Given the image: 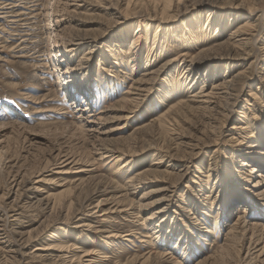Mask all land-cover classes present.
Here are the masks:
<instances>
[{
    "label": "rangeland",
    "instance_id": "rangeland-1",
    "mask_svg": "<svg viewBox=\"0 0 264 264\" xmlns=\"http://www.w3.org/2000/svg\"><path fill=\"white\" fill-rule=\"evenodd\" d=\"M255 108L264 0H0V264H79L34 248L56 241L80 264H264ZM239 118L259 140L235 176Z\"/></svg>",
    "mask_w": 264,
    "mask_h": 264
},
{
    "label": "bare ground",
    "instance_id": "bare-ground-1",
    "mask_svg": "<svg viewBox=\"0 0 264 264\" xmlns=\"http://www.w3.org/2000/svg\"><path fill=\"white\" fill-rule=\"evenodd\" d=\"M7 3V2H6ZM205 18V17H204ZM212 17H210V16H208V15H206V18H205V20L204 21H206V23H205V26L207 27L208 26V24H209V22H211V19ZM195 20V19H194ZM220 21V20H219ZM222 22V21H221ZM219 23V22H218ZM249 25L248 24H245V22L244 23H241V24H239L238 25V23L236 24V27H235V29H234V31H236L235 33H234V39H232V42H238V41H240V40H242V39H244V34H246V33H248V27ZM137 34V33H136ZM136 36H138V35H135V36H133V40L134 41H136ZM224 43H230L229 41H227V40H225V41H223ZM218 44H222V42H220V43H218ZM217 44V45H218ZM184 53V52H183ZM185 59V58H184ZM195 59V58H194ZM192 60H193V58H192ZM192 60H190V62H189V64H191V70L193 69L192 68V66L194 67V61H192ZM70 67V66H69ZM58 68V67H57ZM56 67H55V69H57ZM191 72V71H190ZM190 72H189V74H190ZM239 74V72H236V73H234L233 75H238ZM230 79H228L227 81H229ZM233 81L235 82V83H233V84H236L237 82H238V78L236 77V78H233ZM217 85H223V83L222 82H217L216 83ZM229 88L231 87V88H234V86L233 85H229L228 86ZM230 88V89H231ZM134 90H135V94H137V95H140V94H142L145 90H146V88L145 87H141L140 85H138V86H136V87H134L133 88ZM126 91V90H125ZM252 91L250 90L249 91V94L251 93ZM123 93H126V92H123ZM248 94V93H247ZM130 99H132L133 100V104H134V100L136 99V97H131ZM126 100V101H125ZM125 100H123V101H125V103H124V106L126 107V108H128V106L126 105L127 104V102H129V103H131L132 104V102L131 101H128L127 99H125ZM196 101V100H195ZM258 102V101H257ZM193 105V104H192ZM191 105V106H192ZM262 106H263V104H261ZM177 106V108L179 109V108H182L183 109V105H182V103L181 102H178V105H176ZM190 106V107H191ZM130 107V106H129ZM186 107V106H185ZM194 107H197V106H193V108ZM87 109L88 107L86 106V107H84L83 109ZM170 109V108H169ZM228 109V108H227ZM176 110V109H175ZM170 111H172V110H170ZM178 111V110H177ZM250 112H251V117H252V119L253 118H256L257 120L258 119H260V114L258 115V113H261V111L259 112V110L257 109V108H255V110L253 111V110H249ZM261 116H264V109H263V113H261ZM174 117V116H173ZM172 119V118H171ZM251 119V120H252ZM157 120H159V119H157ZM243 120V121H242ZM237 122H241L242 124H239V123H237V124H235V125H232V127H231V134H230V137H229V139H230V143H231V145L230 146H228V147H224L223 148V156H222V160H221V165H222V167L224 168V167H226V163L228 162L229 163V167L227 168V170H226V172L228 173V174H230V175H237L236 173L238 172L237 171V169L234 171V170H230L229 168H234V157H235V155H234V152L236 151V150H238V149H236V147H239V145H242L243 146V143H247V145H249L248 147H252L253 145H254V141L252 140V139H255L256 138V140H259V134H258V132H256V128H254L255 127V125H254V127H252L251 129H249L248 130V125H245L244 123L245 122H248V121H246V119H238L237 120ZM241 131L243 132V133H241ZM253 148V147H252ZM250 150V149H249ZM244 151V150H243ZM247 151V150H246ZM255 151L256 150H254V151H251L252 153L251 154H248L247 156H249V157H245V156H243L242 158V160H243V163H247L246 161H249L250 160V157L252 156H255L254 154H255ZM215 152H216V150H215ZM245 152V151H244ZM244 152H242V153H244ZM257 152V151H256ZM259 152V151H258ZM253 154V155H252ZM251 155V156H250ZM257 155V154H256ZM258 156V155H257ZM258 157H262L261 155L260 156H258ZM215 159V158H214ZM252 160V159H251ZM258 161V160H257ZM251 168L249 169V170H254V169H256V167L255 166H252L251 164L249 165ZM256 166L258 167V175H259V183H261V186H260V190H258L257 192L258 193H261L260 191H263V193H264V160H259V162H257V164H256ZM153 170V169H152ZM210 170H211V174H213V172H212V170H214V167H213V165L211 166V167H209L208 168V171L205 173V175L206 176H208V175H210ZM225 170H222V172L221 171H217V173H216V176H219V175H221V176H219L220 178H222L223 177V173H226L225 172ZM216 171V170H215ZM140 172H142V171H140ZM145 172V171H144ZM142 172L140 175L142 176H138V177H136V178H138V179H143V178H146V177H144V176H146V174H147V172ZM222 173V174H221ZM137 174L139 175V172H137ZM136 174V175H137ZM215 176V177H216ZM239 183V182H238ZM213 185V184H212ZM244 187V186H243ZM256 192V191H255ZM254 192V193H255ZM48 194H51L50 192L49 193H47V195ZM98 201H100L99 199H98ZM97 201V202H98ZM249 202V201H248ZM249 203H247L246 201H243V202H238V203H236V206H239V208L241 209L240 211H238L237 212V216H236V220L237 221H234L233 222V224H234V226H233V229L234 228H236V226L238 225V223L240 222V221H238V219H240L248 210V205ZM250 205V204H249ZM161 209L160 208H156V209H154L153 211H155V213L156 212H159ZM162 211V210H161ZM152 214V213H151ZM151 214H150V216H151ZM154 214V213H153ZM189 214V215H188ZM186 215V216H185ZM185 217H187L188 218V216H190V213H185ZM147 217H149V216H147ZM257 222V221H256ZM256 222H254V224L256 223ZM183 223V221H181V224ZM82 224H85V222L83 221L82 222ZM152 233V232H151ZM110 235H113V233H108V234H106V236H110ZM115 235V234H114ZM34 248H36V249H40V250H37L36 252H41V251H44V252H48L49 251V249H51V248H53V249H55L58 253H57V255H59V257H61V258H65V257H67L68 258V261H78V263L80 264V263H82V258L84 257V256H86V255H89L88 253H89V251H81V250H79V251H81V254H79L78 252H75L74 250H73V248H68L67 246H65L64 245V243H62V242H59V241H56V242H54V243H49V244H47V245H45V246H40V245H36ZM149 256V253L145 256V257H143V263L142 264H158V261H159V259H156L154 262H152V261H150V262H146V259H147V257ZM158 257H160V259L163 261V262H170V260H169V256L167 255L166 256V253H160L159 252V255H158ZM91 257H86V258H84V259H86L87 261H89V262H87L86 264H89V263H91L93 260H91L90 259ZM142 262V261H141Z\"/></svg>",
    "mask_w": 264,
    "mask_h": 264
}]
</instances>
